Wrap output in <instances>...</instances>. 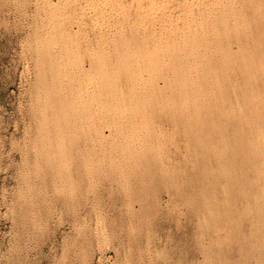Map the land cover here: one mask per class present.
Instances as JSON below:
<instances>
[{
  "label": "rangeland",
  "instance_id": "1",
  "mask_svg": "<svg viewBox=\"0 0 264 264\" xmlns=\"http://www.w3.org/2000/svg\"><path fill=\"white\" fill-rule=\"evenodd\" d=\"M135 2L134 0H0V264H264V169H262L264 168V158H262L264 156V142L258 143L259 145L252 143L256 128L264 132V98L261 99L263 103L260 100L256 105L263 120L256 128H250L246 124V109H244L252 97L257 94L264 96V75H262L263 80L260 82H249L244 81L239 72L228 71V83L227 81L225 83L226 101L219 106L217 117H215V121L220 118L217 124L219 125L221 122L220 126L225 129H222V135H225L228 140L231 135V137L236 135L235 139L238 136L239 139L246 140L247 144L245 141H242L244 144L240 141L242 146L239 144V150L238 147L234 149L231 138V142L229 141L224 150L202 149L200 151L201 149L194 148L188 142V135L182 122L184 116L181 117L182 114L180 115L179 112L178 114L174 113V108L167 102L170 94L169 90L163 88L161 79L151 77L155 66L156 69H162L161 71L164 73L168 72L170 64L168 66L166 62L169 61V58L164 54L165 52L161 51L160 53L158 50L156 52L153 50L155 48L156 27L149 18L150 15L146 9L147 0ZM139 2L141 5L137 6ZM116 4L118 5L116 6ZM165 41H167L165 38L161 39L160 43L163 44ZM150 43H154V45ZM120 47L123 48L120 50ZM230 48L232 51L236 50L237 44L232 42ZM122 51L123 53L126 51V53L120 55ZM132 51L133 53H131ZM151 52H154V54ZM150 53L151 55H149ZM132 54H138L143 57L144 61L152 62L145 63L143 61L141 63L140 57L137 55L133 57ZM123 56H126V58H123ZM128 56L129 59H127ZM160 56H163L164 59ZM115 60L117 64H115ZM119 62L121 63L119 64ZM152 63L153 66H151ZM121 64H123V68L120 67ZM159 65L161 66L159 67ZM102 66L104 70H107L105 71L106 76L104 70H101ZM106 67L108 68L106 69ZM109 67L112 69H109ZM94 68L95 71H93ZM98 69L99 71L96 73ZM114 70H117L116 73H118L116 74ZM100 71H103L102 75ZM111 71L114 73L109 74ZM134 71H138V73ZM131 72L135 75L133 76ZM126 73L127 76H122ZM105 77L107 79L104 80ZM142 77H146V79ZM241 79L242 81H240ZM103 82L108 84L106 90ZM99 83L102 88L101 91ZM119 83L120 86H118ZM110 84L112 85L110 86ZM139 84L142 86L140 89ZM150 84L152 87L154 84L156 88L151 89ZM134 86H137L136 90ZM125 87L128 88L125 89ZM148 88L149 94L147 93ZM107 90H110L111 94L116 91L114 95L118 96V99L120 95V98L125 100L124 104L132 106H129L128 111H124L125 113L118 117L120 119L119 125L123 123L125 125L127 122H124V120L127 121V119L128 123L130 121L132 125L130 123L129 126L128 124L125 125L126 127L122 125L121 129L119 127L116 131H112L107 125L104 127L105 123H102V121L106 122L108 115L106 116L105 112L101 110L102 105L111 99L114 101L109 102H115L117 98ZM152 90H154V96ZM122 91L129 99L125 98ZM102 93L104 94L102 95ZM142 94L144 95L141 96ZM237 94L239 97L236 96ZM137 95L139 96L137 97ZM249 96L252 97L249 98ZM141 97L142 102L139 100ZM165 98L166 101H164ZM143 99L147 102L143 103ZM229 99L230 101L233 99L232 104L238 103L239 107L243 109L241 115L238 114L239 118L234 114L235 117L227 119V108H229L227 103L231 106ZM148 100H151L152 106L147 105ZM243 101L244 106L242 105ZM162 102L167 104L163 105ZM158 105L160 106L157 107ZM134 106L135 109H133ZM150 112L153 113V116L150 115ZM92 113L97 114V116L100 114L99 118ZM131 115H134V117ZM128 116L130 117L128 118ZM92 117L94 118L93 121H91ZM95 118H98L97 121H95ZM118 118H116L117 121ZM226 122L229 124L227 125ZM93 123L96 124L94 127H97L95 130H92V128L94 129ZM137 124L141 126L139 125V127ZM135 126H137V131L133 129L132 132L131 127L135 128ZM127 127L128 129H126ZM127 130L132 132L131 137H133H130L128 143H124V134ZM231 131L234 133L232 134ZM93 133L96 135L94 136ZM144 133H147L148 136ZM116 135L117 137H115ZM118 137H121V140ZM59 139L60 142H58ZM118 141H121V143L118 144ZM215 142V138L212 137L211 143L214 144ZM125 144H128L127 147L122 149ZM99 145L103 148L101 149ZM115 145H119L118 148L122 146L118 149L119 152L115 149L117 148ZM91 146L92 148H90ZM144 146H146V150ZM255 148L257 149L255 150ZM91 149L98 153H93V150L91 152ZM100 149L101 153L98 151ZM232 150L233 153L231 154ZM103 151L107 154L110 151H113V153L110 152L111 156L109 154L110 157L106 159L108 155L104 154V156ZM114 151H116L115 154ZM223 154L225 156H222ZM234 154L237 156H234ZM238 154L243 158L238 157ZM102 155L105 160L100 158ZM97 157L99 161H102V164L95 161ZM119 157H122V163ZM257 157L261 158V162ZM123 159H128L126 161L127 163L130 162V166ZM234 159H236V162ZM92 160L95 163L91 162ZM217 160L218 162H216ZM222 160L226 162L228 167L233 168H228ZM251 160L252 164H249L247 169L252 170L251 173L253 172L254 177L250 171L245 169L247 163ZM239 161L243 163L241 162L239 165ZM253 161L258 163H253ZM171 162L174 163V167ZM244 162L246 167L242 166ZM106 163L108 165L110 163L109 173H107L106 167L108 165ZM95 164L97 166L99 164L103 168L96 167ZM235 164L238 167L237 171ZM188 165L191 166L188 167ZM239 166H242L240 167L242 170L239 169ZM254 167L255 169H253ZM95 168H99V171ZM117 168L122 176L117 172ZM225 168L227 171L224 174L225 171L223 170ZM258 169L260 172H258ZM243 171L245 174L248 171L247 173L250 176L248 174L242 177ZM238 172H240L241 177ZM187 173L189 174L187 175ZM258 173L259 175L262 174V177L258 176ZM129 174L131 175L128 176ZM255 176L258 178L256 179ZM207 178L209 179L207 180ZM238 178L246 184L243 186L244 184L239 182L247 192L244 188L242 189L241 185H238V180H236ZM243 178H245L244 181ZM210 179L212 180L210 181ZM240 179L239 181H241ZM259 179H262V181L260 182ZM188 180L193 182H188ZM201 180L205 181L202 183ZM233 180L237 182L235 183ZM255 180L256 182L259 181L257 183L260 185H257V183L255 185ZM169 181L170 184L168 185ZM212 181L213 183H211ZM247 181L251 182L247 184ZM171 183H175L173 188ZM182 183L187 188L185 185H181ZM251 183L254 185H251ZM239 186L242 189V191L240 189L241 192ZM255 186L259 188V191L255 189ZM232 188H236V191ZM229 190L233 191L234 197H239V201L243 200L242 203L245 205L241 202L242 205H240L238 199L231 200L234 197L232 193H229ZM243 191L246 193L244 197L248 194L247 197L249 196L251 200L249 197L243 199L244 197L241 194ZM236 194L238 197L235 196ZM187 198L189 199L186 200ZM231 201L234 206L230 203ZM218 202L221 203H219V206L223 208L218 206ZM251 206H254L255 208H253H257V210H253ZM200 207L201 209H199ZM210 208L214 213L210 211ZM220 211L223 215L220 214ZM255 211L256 213L260 211L261 214H256Z\"/></svg>",
  "mask_w": 264,
  "mask_h": 264
},
{
  "label": "bare ground",
  "instance_id": "2",
  "mask_svg": "<svg viewBox=\"0 0 264 264\" xmlns=\"http://www.w3.org/2000/svg\"><path fill=\"white\" fill-rule=\"evenodd\" d=\"M103 1V0H102ZM134 1H136V2H138V0H134ZM111 2V1H110ZM110 2H108L109 4H110ZM115 2V1H114ZM135 2V3H136ZM144 2H146V1H144ZM90 3V2H89ZM92 3V2H91ZM107 3V2H106ZM74 4V3H73ZM92 5V4H91ZM111 5V4H110ZM114 5H115V3H114ZM118 4H116V6H117ZM131 5V4H130ZM141 4H140V2L138 3V5L137 6H140ZM126 6V5H125ZM132 6V5H131ZM130 7V6H129ZM81 8V7H80ZM119 8V7H118ZM247 8H248V10H247ZM120 9V8H119ZM123 9V8H122ZM142 9V8H141ZM145 9V8H144ZM146 9L148 10L147 12L149 13V15H150V20H151V23L156 27V40H155V45H154V43H150V44H153L154 45V52H156L157 50H158V52L160 51V53H161V51L166 55V56H168L167 58H169V61L168 62H166V63H168L167 65L169 66V64H170V68H169V70H168V68H167V70H168V72H166V73H164L163 71H161L162 69H156L155 67H153V74H152V78H158V79H161L162 80V86H163V88H166V89H168L169 90V98L167 99V102L174 108V113H177L178 114V112L180 113V115H181V117L182 116H184V119L182 120V122L184 123V126H185V131L187 132V135H188V139H189V141L188 142H190V144L194 147V148H196V149H201L200 151H202V149H223L224 150V148L229 144V141L231 140V138H232V143H233V145L232 146H234V149H235V147H238L239 146V144H240V141H241V143H243L244 144V142H242V141H245V143H246V140H241V139H239L238 138V136H237V139H235V136L236 135H234V137H231L230 135H228V136H230L229 138V140H228V138L227 137H225V135H222V129L223 130H225L224 128H222V126H220L221 125V122H220V124L218 125L217 123V121L220 119H216L217 121H215V117H217L216 115H217V113H218V111H219V106L221 105V104H223V102L224 101H226V97H227V95H226V97H225V83H226V81H227V83H228V80H227V72L228 71H231V70H233V71H237V73L239 72L240 73V75L242 76V78L244 79V81L246 80V81H253V82H260V81H262L263 80V78H262V75H264L263 73H264V0H147V3H146ZM245 9H246V11H245ZM99 10V9H98ZM109 10V9H108ZM113 10H115V9H113ZM119 11V10H118ZM140 11V10H139ZM94 12V11H93ZM100 12V11H99ZM106 12V11H105ZM111 12V11H110ZM115 12V11H114ZM121 12V11H120ZM74 13V12H73ZM81 13V12H80ZM103 13V12H102ZM141 13H142V11H141ZM140 13V14H141ZM69 15V14H68ZM79 15V14H78ZM142 15V14H141ZM145 15V14H144ZM143 15V16H144ZM103 16V15H102ZM121 16V15H120ZM125 16V15H124ZM75 17V16H74ZM111 17V16H110ZM122 17V16H121ZM146 17H147V15H146ZM82 18V17H81ZM139 19V18H138ZM104 20V19H103ZM60 21V20H59ZM92 21V20H91ZM135 21V20H134ZM133 21V22H134ZM143 21V20H142ZM112 22H113V20H112ZM136 22V21H135ZM85 23V22H84ZM127 23H128V21H127ZM146 23H147V21H146ZM62 24V23H61ZM112 24V23H111ZM129 24V23H128ZM133 24V23H132ZM140 24V23H139ZM58 25V24H57ZM92 25V24H91ZM95 25V24H94ZM105 25V24H104ZM110 25V24H109ZM129 26V25H128ZM143 26V25H142ZM150 26H151V24H150ZM57 27V26H56ZM79 27V26H78ZM110 27V26H109ZM58 28V27H57ZM88 28V27H87ZM133 28V27H132ZM63 29V28H62ZM50 30V29H49ZM48 30V31H49ZM153 30H154V28H153ZM142 31V30H141ZM128 32H129V30H128ZM147 32V31H146ZM154 32V31H153ZM46 34H47V32H46ZM138 34V33H137ZM53 35V34H52ZM61 35H63V34H61ZM50 36V35H49ZM48 36V37H49ZM58 36H60V35H58ZM107 36V35H106ZM115 36V35H114ZM53 37V36H52ZM61 37V36H60ZM124 37V36H123ZM51 38V37H50ZM54 38H56L55 36H54ZM150 38H151V36H150ZM152 38H154V36H152ZM166 39L167 41H165L163 44H161L160 43V40L161 39ZM45 39V38H44ZM52 39V38H51ZM51 39H50V41H51ZM100 39V38H99ZM54 40V39H53ZM60 40H61V38H60ZM118 40H119V38H118ZM153 40V39H152ZM94 41H95V39H94ZM106 41V40H105ZM113 41V40H112ZM163 41V40H162ZM111 42V41H110ZM114 42V41H113ZM129 42V41H128ZM133 42V41H132ZM151 42V41H150ZM153 42V41H152ZM232 42H235L236 44H237V48H236V50H234V51H232L231 50V48H230V45L232 44ZM115 43V42H114ZM134 43V42H133ZM143 43V42H142ZM99 44V43H98ZM107 44V43H106ZM111 44H113V43H111ZM131 44V43H130ZM136 44V43H135ZM98 46V45H97ZM143 46H144V44H143ZM147 46V45H146ZM145 46V47H146ZM151 46V45H150ZM236 46V45H235ZM234 46V47H235ZM96 47V46H95ZM116 47V46H115ZM127 47V46H126ZM138 47V46H137ZM148 47V46H147ZM233 47V46H232ZM121 48H123V47H120V50H121ZM133 48V47H132ZM151 48H152V46H151ZM119 49V48H118ZM126 49V48H125ZM144 50H146L145 48H143ZM142 49V50H143ZM116 50V49H115ZM130 50V49H129ZM138 51H139V49H137ZM152 50V51H153ZM105 51V50H104ZM117 51V50H116ZM148 51V50H147ZM111 52V51H110ZM143 52V51H142ZM146 52V51H145ZM149 52V51H148ZM147 52V53H148ZM154 52L152 53V54H154ZM103 53V52H102ZM122 53H123V51L121 52V54L120 55H122ZM124 53H126V51L124 52ZM123 53V54H124ZM131 53H133V51L131 52ZM137 53V52H136ZM151 53L149 54V55H151ZM162 53V54H163ZM95 54V53H94ZM97 54V53H96ZM143 54V53H142ZM157 54V53H156ZM112 55V54H111ZM128 55H131V54H128ZM133 55V57L134 56H139L140 57V55H138V54H136V55H134V54H132ZM97 56H98V54H97ZM105 56V55H104ZM110 56V55H109ZM115 56V55H114ZM147 56V55H146ZM92 57V56H91ZM94 57V56H93ZM111 57V56H110ZM126 58V56H123V58ZM147 57H150V56H147ZM161 58H163V56H160ZM117 58V57H116ZM120 58V57H119ZM119 58H118V60H119ZM146 58V57H145ZM98 59V58H97ZM121 59V58H120ZM127 59H129V56H128V58ZM133 59V58H132ZM136 59H137V57H136ZM140 59L142 60V62L141 63H143V57H140ZM164 59V58H163ZM140 60V61H141ZM152 60V59H151ZM156 60V59H155ZM92 61H93V59H92ZM131 61V60H130ZM147 61V60H146ZM146 61H144L145 63H148V62H152V61H148V62H146ZM159 61V60H158ZM136 62V61H135ZM154 63H155V61H153ZM160 62H161V60H160ZM160 62H158V63H160ZM104 63V62H103ZM121 62H119V64H120ZM128 63H129V61H128ZM137 63V62H136ZM162 63H164V62H162ZM102 64V63H101ZM115 64H117L116 63V60H115ZM133 64V63H132ZM123 64H121L120 65V67H122L123 68V66H122ZM127 64L125 63V66H126ZM148 65V64H147ZM150 65V64H149ZM161 65H165V64H161ZM161 65H159V67L161 66ZM166 65V66H167ZM131 66V65H130ZM151 66H153V63H152V65ZM104 67H105V65H104ZM111 67H113V66H111ZM111 67H109V69L111 68ZM119 67V66H118ZM128 67H129V65H128ZM128 67H126V68H128ZM138 67V66H137ZM146 67V66H145ZM97 68H98V64H97ZM102 68H103V66H102ZM101 68V70H104V68L102 69ZM108 67H106V69H107ZM114 68V67H113ZM148 68V67H147ZM146 68V69H147ZM150 68V67H149ZM152 68V67H151ZM155 68V69H154ZM164 68H165V66H164ZM163 68V69H164ZM91 69H93V68H91ZM112 69V68H111ZM135 69V68H134ZM133 69V70H134ZM118 70V69H117ZM116 70V71H117ZM121 70H123L124 71V69H121ZM120 70V72H122ZM132 70V71H133ZM88 71H90V70H88ZM93 71H95V68H94V70ZM97 71H99V69L98 70H96V73H97ZM105 71H107V70H104V73H105ZM115 71V70H114ZM116 71H115V73H116ZM130 71H131V69H130ZM145 71V70H144ZM150 71H151V69H150ZM101 72V71H100ZM103 72V71H102ZM101 72V75L103 74ZM124 72H126V71H124ZM123 72V73H124ZM135 73H138V71L136 72V71H134ZM143 72V71H142ZM141 72V73H142ZM145 72H147V71H145ZM149 72V71H148ZM41 73V72H40ZM87 73V72H86ZM114 73V72H113ZM112 73V71H111V73H109V74H113ZM118 73V72H117ZM116 73V74H117ZM128 73V72H127ZM127 73H126V75L124 74V75H122V76H127ZM132 73V75L134 76L135 74L133 73V72H131ZM140 73V72H139ZM90 74V73H89ZM38 75V74H37ZM86 75V74H85ZM98 75V74H97ZM96 75V76H97ZM131 75V74H130ZM137 76H138V74H136ZM147 75V74H146ZM150 75V74H149ZM94 76V75H93ZM99 76V75H98ZM105 76H106V73H105ZM111 76H113V75H111ZM116 76V75H115ZM139 76H140V74H139ZM142 76V75H141ZM95 77V76H94ZM117 77H118V75H117ZM123 77V78H124ZM128 77H129V74H128ZM230 77V76H229ZM231 77H233L232 75H231ZM111 78V77H110ZM130 78V77H129ZM128 78V79H129ZM141 78V77H140ZM142 78H145L146 79V77H142ZM239 78V77H238ZM237 78V79H238ZM54 79H55V77H54ZM67 79V78H66ZM82 79V78H81ZM86 79V78H85ZM95 79V78H94ZM99 79V78H98ZM105 79H107L106 77L104 78V80ZM117 79V78H116ZM121 79V78H120ZM119 79V80H120ZM132 79V78H131ZM134 79H135V77H134ZM148 79V78H147ZM149 79H150V77H149ZM240 79V78H239ZM99 80H101V79H99ZM109 80V79H108ZM125 80V82H126V80H127V77L124 79ZM141 80V79H140ZM232 80V79H231ZM78 81V80H77ZM86 81V80H85ZM84 81V82H85ZM122 81V80H121ZM137 81V80H136ZM136 81H134V82H136ZM142 81V80H141ZM151 81V80H150ZM150 81H149V83H150ZM154 81H155V79H154ZM238 81V80H237ZM240 81H242V79L240 80ZM67 82V81H66ZM70 82V81H69ZM68 82V83H69ZM107 82V81H106ZM110 82V81H109ZM112 82V81H111ZM115 82H116V80H115ZM115 82H114V84H115ZM124 82V83H125ZM129 82V81H128ZM152 82V81H151ZM157 82H159V81H157ZM80 83V82H79ZM79 83H78V85H79ZM104 83V82H103ZM131 83V82H130ZM142 83V82H141ZM144 83V82H143ZM232 83V82H231ZM240 83H243V82H240ZM81 84V83H80ZM105 84V83H104ZM104 84H103V86H104ZM132 84V83H131ZM130 84V85H131ZM145 84H146V82H145ZM154 84H155V82H154ZM154 84H153V87H155L156 88V86H154ZM232 84H234V83H232ZM245 84V83H244ZM65 85V84H64ZM94 85H95V83H94ZM98 85V84H97ZM96 85V87H98ZM99 85H100V83H99ZM112 84H110V86H111ZM124 85V84H123ZM122 85V86H123ZM127 85H128V83H127ZM126 85V86H127ZM151 85V84H150ZM261 85V84H260ZM105 90H106V88H107V86H108V84H105ZM109 86V88L111 89V87ZM118 86H120V83H119V85ZM132 86V85H131ZM146 86V85H145ZM144 86V87H145ZM161 86V85H160ZM95 87V88H96ZM117 87V86H116ZM137 87V86H136ZM136 87L134 86V88H135V90H136ZM140 87H142V86H140V84H139V89H140ZM149 87H151V89L153 88L152 87V85L151 86H149ZM240 87V86H239ZM242 87V86H241ZM243 87H245V86H243ZM251 87V86H250ZM256 87V86H255ZM94 88V87H93ZM128 87H125V89H127ZM131 88V87H130ZM162 88V87H161ZM264 88V87H263ZM97 89V88H96ZM104 89V88H103ZM113 89H114V87H113ZM116 89V88H115ZM138 89V90H139ZM142 89V88H141ZM150 89V90H151ZM158 89V88H157ZM241 89V88H240ZM243 89H245V88H243ZM99 90V89H98ZM102 90V88H101V85H100V91ZM104 90V91H105ZM118 90H120L119 88H118ZM132 90H133V87H132ZM144 90V89H143ZM160 90V89H159ZM227 90H229V89H227ZM226 90V91H227ZM239 90V89H238ZM108 91V90H107ZM114 91V90H113ZM131 91V90H130ZM154 90H152V92H153ZM230 91H232V90H230ZM246 91H248V90H246ZM108 92H110V94L112 93L110 90L108 91ZM114 92H116V91H114ZM114 92H113V94H111V95H113V96H115L114 95ZM121 92V91H120ZM133 92V91H132ZM136 92V91H135ZM143 92V91H142ZM141 92V93H142ZM146 92H147V89H146ZM165 92V91H164ZM228 92V91H227ZM238 92V91H237ZM244 92V91H243ZM101 93V92H100ZM105 93H106V91H105ZM122 93H123V95L125 96V98H127L126 97V95L124 94L125 92H123L122 91ZM128 93H129V91H128ZM136 93H139V92H136ZM148 94H149V88H148V92H147ZM157 93H160V92H157ZM232 93V92H231ZM244 93H246V92H244ZM104 93H102V95H103ZM132 94V93H131ZM140 94V93H139ZM146 94V93H145ZM238 94H239V92H238ZM238 94L236 95V96H238ZM262 94H263V90H262ZM108 95H109V93H108ZM118 95V94H117ZM128 95V94H127ZM133 95V94H132ZM144 94H142L141 96H143ZM150 95H151V93H150ZM152 95L154 96V92L152 93ZM160 95V94H159ZM107 96V95H106ZM139 95H137V97H138ZM117 97V98H116ZM122 97V96H121ZM149 97V96H148ZM165 97H166V95H165ZM233 97H234V95H233ZM232 97V98H233ZM239 97V96H238ZM240 97H241V94H240ZM250 97H252V96H249V98ZM110 98V97H109ZM115 98H116V101L115 102H109V101H114V100H109L108 102H105V104H101L102 105V109L101 110H103L104 112H105V115L107 116V119L108 120H106V122L104 121H102V123H105V126L104 127H106V125L112 130V131H116V130H118V128L119 129H121V126L124 124H122V125H119V121H120V119L118 118L119 116H121L123 113H125L124 111H128V109L130 108V107H132L131 105H128L127 106V104H124L125 103V100H122L121 98H120V95H119V99H118V96H115ZM114 98V99H115ZM124 98V97H123ZM143 98H145V97H143ZM155 98V97H154ZM248 98V97H247ZM264 98V96L262 95H259V94H257L256 96H254V97H252L250 100H249V102L247 103L248 105H247V107L246 108H244V109H246V111H245V118L247 119L246 120V124L250 127V128H252V127H254V128H256L257 126H259L260 125V122L262 123V119H261V117H260V112L258 111V108H256V105H257V103L261 100V99H263ZM127 99H129V98H127ZM146 99V98H145ZM149 99V98H148ZM157 99V98H156ZM241 99H242V97H241ZM241 99L239 98V100L241 101ZM40 100V99H39ZM131 100V99H130ZM141 102H142V97H141V99H139ZM138 100V101H139ZM160 100H161V98H160ZM41 101V100H40ZM39 101V102H40ZM91 101H93V100H91ZM124 101V102H123ZM135 101V100H134ZM164 101H166V98H165V100ZM229 101H230V99H229ZM232 101L234 102V100L232 99ZM232 101H230L231 102V106H230V104H228L227 103V105L229 106V108H227L228 110H227V119H230L231 117H235V115L234 114H236L237 115V117H238V114L239 115H241V113L243 112L242 110L243 109H241L240 107H239V104L238 103H236V104H232L233 102ZM262 101V100H261ZM264 101V100H263ZM263 101H262V103H263ZM38 102V101H37ZM99 102V101H98ZM131 102V101H130ZM136 102V101H135ZM144 102H147V101H144V99H143V103ZM151 100H148V103H147V105L149 104L150 106H152L151 105ZM155 102V101H154ZM114 103V104H113ZM129 103V102H128ZM133 103V102H132ZM137 103V102H136ZM163 103V102H162ZM242 103V102H241ZM37 104V103H36ZM135 104V103H134ZM138 104H141V105H144V104H142V103H138ZM156 104V103H155ZM158 104V103H157ZM166 105L167 103H163V105ZM168 104V105H169ZM96 105V104H95ZM100 105V106H101ZM160 105H161V102H160ZM160 105H158L157 107H159ZM225 105V104H224ZM242 105L244 106L245 105V103H244V101H243V103H242ZM91 106H92V104H91ZM90 106V107H91ZM130 106V107H129ZM146 106V105H145ZM156 106V105H155ZM162 106V105H161ZM260 106V105H259ZM139 107H141L140 105H139ZM169 107V106H168ZM227 107V106H226ZM96 108V107H95ZM143 108V107H142ZM221 108V107H220ZM223 108V107H222ZM42 109V108H41ZM98 109H100V108H98ZM132 109V108H131ZM133 109H135V106H134V108ZM141 109V108H140ZM145 109V108H144ZM148 109V108H147ZM161 109V108H160ZM163 109H165V108H163ZM171 109V108H170ZM225 109V108H224ZM91 110V109H90ZM94 110V109H93ZM100 110V111H101ZM151 109L149 108V111H150ZM168 110V109H167ZM223 110V109H222ZM38 111H39V109H38ZM89 111V110H88ZM96 111H97V109H96ZM95 111V112H96ZM99 111V110H98ZM102 111V112H103ZM130 111V110H129ZM158 111V110H157ZM171 111V110H170ZM223 111H226V110H223ZM93 112V111H92ZM101 112V113H102ZM134 112H135V110H134ZM153 112V111H152ZM156 112V111H155ZM154 112V113H155ZM262 112V111H261ZM40 113V112H39ZM97 113V112H96ZM107 113V114H106ZM128 113V112H127ZM137 113V112H136ZM144 113V112H143ZM149 113V112H148ZM161 113H162V110H161ZM170 113V112H169ZM226 113V112H225ZM89 114V113H88ZM93 114V113H92ZM92 114H90V115H92ZM102 114H104V113H102ZM101 114V115H102ZM129 114V113H128ZM133 114V113H132ZM135 114V113H134ZM139 114V113H138ZM137 114V115H138ZM94 115V114H93ZM92 115V116H93ZM96 116H97V114H95ZM94 115V116H95ZM104 115V116H105ZM125 115V114H124ZM127 115V114H126ZM125 115V116H126ZM150 115H152L153 116V113H151L150 112ZM169 115V114H168ZM172 116H174L173 114H171ZM220 115V114H219ZM39 116V115H38ZM42 116V115H41ZM88 116V115H87ZM95 116V117H96ZM99 116H100V114H99ZM99 116H97L98 118H99ZM106 116H105V118H106ZM132 117H134V115H131ZM164 116V115H163ZM221 116V115H220ZM264 116V115H263ZM86 117V116H85ZM109 117V118H108ZM130 116H128V118H129ZM132 117L130 118L131 120H132ZM175 117H176V115H175ZM177 117H178V115H177ZM225 117V116H224ZM230 117V118H229ZM35 118V117H34ZM45 118V117H44ZM86 118H88V117H86ZM85 118V119H86ZM93 118V117H92ZM98 118H95L96 120L95 121H97V119ZM101 118H103L102 116H101ZM116 118H118V121H117V119ZM121 118V117H120ZM124 118H126V117H124ZM135 118H136V114H135ZM139 118V117H138ZM163 118V117H162ZM165 118H166V115H165ZM170 118V117H169ZM174 118V117H173ZM172 118V120L174 121V119ZM226 118V117H225ZM239 118V117H238ZM245 118H243V119H245ZM264 118V117H263ZM41 119V118H40ZM89 119V118H88ZM104 119V118H103ZM123 119V118H122ZM121 119V120H122ZM129 119V120H130ZM164 119V118H163ZM38 120V119H37ZM94 120V118L91 120V121H93ZM135 120V119H134ZM144 120V119H143ZM159 120H160V118H159ZM167 120V119H166ZM224 120V119H223ZM262 120V121H261ZM42 121V120H41ZM139 121V120H138ZM227 121V120H226ZM231 121H233V122H235L234 120H232L231 119ZM237 121V120H236ZM88 122V121H87ZM124 122H127V123H125V125H127L128 124V126H129V123H130V121H129V123H128V119H127V121H125L124 120ZM132 122V121H131ZM136 122V121H135ZM135 122H134V124H135ZM167 122V121H166ZM168 122H169V119H168ZM178 122H180V121H178ZM224 122V121H223ZM222 122V123H223ZM244 122V121H243ZM46 123V122H45ZM45 123H44V125H45ZM49 123V122H48ZM89 123V122H88ZM92 123V122H91ZM140 123H142V122H140ZM161 123V122H160ZM175 123V122H174ZM227 123V125L229 124L228 122H226ZM239 123V122H238ZM238 123H237V126H238ZM36 124V123H35ZM39 124V123H38ZM50 124V123H49ZM94 124V123H93ZM92 124V125H93ZM131 124V123H130ZM151 124H152V122H151ZM181 124V123H180ZM264 124V123H263ZM48 125V124H47ZM91 125V126H92ZM96 124H94L93 125V127L95 126ZM125 125H123V126H125ZM132 125V124H131ZM130 125V126H131ZM138 125V124H137ZM140 125V124H139ZM138 125V126H139ZM143 125V124H142ZM155 125V124H154ZM169 125H170V123H169ZM183 125V124H182ZM234 125H236L235 123H234ZM234 125H232V126H234ZM89 126V125H88ZM100 126V125H99ZM103 126H101V127H103ZM141 126V125H140ZM139 126V127H140ZM146 126V125H145ZM161 126V125H160ZM175 126V125H174ZM181 126V125H180ZM184 126H183V129H184ZM224 126V125H223ZM230 126H231V124H230ZM237 126H236V128H237ZM40 127V126H39ZM42 127V126H41ZM86 127V126H85ZM107 127V128H108ZM126 127V126H125ZM156 127V126H155ZM163 127V126H162ZM225 127V126H224ZM239 127V126H238ZM263 127H264V125H263ZM47 128V127H46ZM50 128V127H49ZM92 128V127H91ZM97 128V127H96ZM95 127H94V129L92 128V130H95L96 129ZM100 128V127H99ZM231 128V127H230ZM242 128V127H241ZM249 128V130H251ZM87 129V128H86ZM86 129H84V130H86ZM110 129H108L109 131H110ZM123 129H125V128H123ZM126 129H128V127L126 128ZM133 129L134 130H136L137 129V126H135V128H132L131 127V130H132V132H133ZM141 129V128H140ZM144 129V128H143ZM158 129V128H157ZM170 129V128H169ZM179 129V128H178ZM243 129V128H242ZM228 130V129H227ZM232 130H233V128H232ZM237 130H238V128H237ZM36 131V130H35ZM47 131V130H46ZM121 131V130H120ZM126 131V130H125ZM137 131V130H136ZM182 131V130H181ZM241 131V130H240ZM247 132H248V130H246ZM245 131V132H246ZM252 131H254L253 129H252ZM89 132V131H88ZM93 132V131H92ZM95 132V131H94ZM132 132L131 131H129V130H127V132L124 134L125 136V138L123 139V142L124 143H128L129 142V140H130V137H131V135H132ZM148 132V131H147ZM152 132V131H151ZM158 132V131H157ZM237 132H239V131H237ZM37 133V132H36ZM100 133V132H99ZM231 133H232V131H231ZM234 133V132H233ZM232 133V134H233ZM242 133V132H241ZM255 137H254V139H252V143H254V144H256V145H259L258 143H261V142H264V132H262V131H260L259 129H257L256 128V130H255ZM39 134V133H38ZM117 134V133H116ZM134 134H135V131H134ZM133 134V135H134ZM137 134H138V132H137ZM145 134H147V133H144V135ZM225 134V133H224ZM239 134V133H238ZM243 134V133H242ZM241 134V135H242ZM248 134V133H247ZM251 134V133H250ZM36 135V134H35ZM93 135H94V133H93ZM96 135V134H95ZM94 135V136H95ZM104 135V134H103ZM105 135H107V134H105ZM113 135H114V133H113ZM118 135V134H117ZM117 135L115 136V137H117ZM186 135V136H187ZM253 135H254V133H253ZM120 136H122V135H120ZM138 136V135H137ZM141 136V135H140ZM147 136H148V134H147ZM41 137V136H40ZM100 137H102L101 135H100ZM106 137V136H105ZM104 137V138H105ZM113 137V136H112ZM133 137V136H132ZM131 137V138H132ZM143 137V136H142ZM212 137H214L215 138V140H216V142L214 143V144H212L211 143V140H212ZM248 138H249V136H247ZM42 138V137H41ZM61 138V140H62V136L60 137ZM91 138V137H90ZM103 138V139H104ZM114 138V137H113ZM119 138V137H118ZM121 138V137H120ZM119 138V139H120ZM146 138V137H145ZM242 138V137H241ZM244 138H245V135H244ZM243 138V139H244ZM97 139V138H96ZM106 139V138H105ZM110 139H111V137H110ZM115 139V138H114ZM134 139V138H133ZM140 139V138H139ZM150 139V138H149ZM153 139V138H152ZM184 139V138H183ZM246 139V138H245ZM36 140V139H35ZM98 140L100 141V139L98 138ZM116 140V139H115ZM114 140V141H115ZM121 140V139H120ZM142 140V139H141ZM147 140H148V138H147ZM158 140V139H157ZM108 141V140H107ZM113 141V142H114ZM143 141V140H142ZM156 141V140H155ZM185 141V140H184ZM250 141V140H249ZM51 142V141H50ZM58 142H60V139H59V141ZM101 142H102V138H101ZM117 142V141H116ZM119 143L118 144H120L121 143V141H118ZM144 142V141H143ZM154 142V141H153ZM231 142V141H230ZM63 143H64V140H63ZM98 143V142H97ZM110 143H111V141H110ZM138 143H139V141H138ZM231 143V144H232ZM250 143V142H249ZM108 144H109V142H108ZM115 144V143H114ZM145 144V143H144ZM143 144V145H144ZM156 144V143H155ZM247 144V143H246ZM38 145V144H37ZM61 145V144H60ZM59 145V146H60ZM63 145V144H62ZM126 145H128V144H125V147L124 148H122V149H125L127 146ZM130 145V144H129ZM134 145V144H133ZM132 145V146H133ZM137 145V144H136ZM141 145V144H140ZM158 145V144H157ZM168 145V144H167ZM190 145V146H191ZM241 146H242V144H240ZM96 146V145H95ZM105 146V145H104ZM117 148H115L117 151H118V149H120V148H118V146L119 145H115ZM230 146V145H229ZM251 146V145H250ZM253 146V145H252ZM251 146V147H252ZM32 147V146H31ZM99 147L101 148V146L99 145ZM98 147V148H99ZM114 147V146H113ZM135 147V146H134ZM133 147V148H134ZM139 147V146H138ZM146 146H144V148H145ZM152 147V146H151ZM156 147V146H155ZM185 147H187V146H185ZM246 148H247V146H245ZM255 147V146H254ZM60 148V147H59ZM90 148H92V146L90 147ZM103 148V147H102ZM101 148V149H102ZM110 148V147H109ZM148 148V147H147ZM188 148V147H187ZM261 148H262V146H261ZM61 149H62V147H61ZM64 149V148H63ZM101 149L100 150H98L99 152L101 151ZM105 149V148H104ZM135 149V148H134ZM174 149V148H173ZM183 149V148H182ZM186 149V148H185ZM226 149V148H225ZM229 149V148H228ZM238 150H239V147L237 148ZM250 150H252L251 148H249ZM257 148H255V150H256ZM263 149V148H262ZM93 149H91V152H93L92 151ZM96 150V149H95ZM106 151H107V149H105ZM104 150V151H105ZM129 150V149H128ZM133 150V149H132ZM145 150H146V148H145ZM153 150V149H152ZM167 150H168V148H167ZM193 150V149H192ZM243 150H245L244 148H243ZM248 150V149H247ZM250 150H248V151H250ZM254 150V151H255ZM51 151H52V149H51ZM57 151V150H56ZM67 151V150H66ZM104 151H103V155L104 154H107V153H104ZM120 151V150H119ZM118 151V152H119ZM144 151V150H143ZM155 151H156V149H155ZM154 151V152H155ZM170 151V150H169ZM187 151V150H186ZM248 151H247V153H248ZM62 152V151H61ZM65 152V151H64ZM111 153H113V151H110ZM110 152L107 154L108 155V157L106 158V159H108L110 156H111V154H110ZM123 152H124V150H123ZM145 152V151H144ZM156 152H158V151H156ZM161 152V151H160ZM197 152H199V151H197ZM205 152V151H204ZM219 152H221V151H219ZM244 152H246V151H244ZM54 153V152H53ZM63 153V152H62ZM93 153H98V152H93ZM101 153V152H100ZM116 153V151H114V154ZM130 153H134V152H130ZM159 153V152H158ZM233 153V150L231 151V154ZM237 153V152H236ZM239 153V152H238ZM261 153V152H260ZM33 154V153H32ZM95 154H93V155H95ZM109 154H110V156H109ZM194 154V153H193ZM201 154V153H200ZM216 154H220V153H216ZM228 154H230V152H228ZM227 154V155H228ZM240 154V153H239ZM238 154V155H239ZM246 154V153H245ZM101 155V154H100ZM103 155H102V157L100 156V158H103ZM119 155L121 156V154L119 153ZM161 155V154H160ZM189 155V154H188ZM191 155V154H190ZM211 155V154H210ZM226 155V156H227ZM244 155V154H243ZM256 155V154H255ZM254 155V157H256ZM261 156H262V154H260ZM98 156V155H97ZM105 156V155H104ZM112 156L114 157V155L112 154ZM116 156H117V154H116ZM124 156V155H123ZM135 156V155H134ZM145 156V155H144ZM196 156V155H195ZM204 156H205V154H204ZM222 156H225V154H223ZM234 156H237L236 154H234ZM40 157V156H39ZM94 158H95V156H93ZM160 157V156H159ZM158 157V158H159ZM231 157H232V155H231ZM238 157H241L240 155L238 156ZM238 157H236L237 159H238ZM89 158H90V156H89ZM112 158V157H111ZM119 158H121V163H122V157H119ZM135 158H136V156H135ZM138 158V157H137ZM196 158H197V156H196ZM226 158V157H225ZM243 157H241V159H242ZM257 158H259V157H257ZM262 158H264V156L262 157ZM37 159V158H36ZM46 159V158H45ZM93 159V158H92ZM104 160H105V157L103 158ZM102 159V160H103ZM151 159V158H150ZM214 159V158H213ZM232 159V158H231ZM240 159V160H241ZM252 159V158H251ZM254 159V158H253ZM261 158H259V160H260ZM54 160V159H53ZM88 160V159H87ZM112 160H113V158H112ZM120 160V159H119ZM124 161H125V163L128 165L130 162L128 161V163H127V161L126 160H128V159H123ZM131 160H132V157H131ZM165 160V159H164ZM224 160V159H223ZM222 160V161H223ZM226 160V159H225ZM239 160V159H238ZM255 160V159H254ZM40 161V160H39ZM96 162H101L100 164H102V161L100 160L99 161V158L97 157V160H95ZM109 161H111L110 159H109ZM108 161V162H109ZM116 161H117V157H116ZM133 161V160H132ZM206 161H207V159H206ZM221 161V162H222ZM234 161L236 162V159H234ZM234 161H233V163H234ZM248 161V160H247ZM263 161V160H262ZM37 162V161H36ZM48 162H49V160H48ZM91 162H94V160H92ZM106 162V161H105ZM166 162V161H165ZM164 162V163H165ZM216 162H218V160L216 161ZM224 162V161H223ZM242 161H239V165H240V163H241ZM254 162H256V161H253V163ZM260 162H261V160H260ZM90 163V162H89ZM95 163V162H94ZM118 163V162H117ZM120 163V164H121ZM140 163V162H139ZM167 163V162H166ZM203 163H204V161H203ZM213 163V162H212ZM243 163V162H242ZM256 163H258V162H256ZM27 164V163H26ZM86 164H88V163H86ZM107 164V163H106ZM136 164V163H135ZM169 164V163H168ZM171 164H172V162H171ZM174 164V163H173ZM172 164V166L174 167V165ZM177 164V163H176ZM223 164V163H222ZM224 164L226 165V162H224ZM223 164V165H224ZM229 164V163H228ZM231 164V163H230ZM237 164V163H236ZM236 164H235V167H236ZM249 164H252V160L251 161H249V163H247V167L245 166V162H244V165H242V166H245L246 168V170H248V171H250L249 169H247L248 168V166H249ZM38 165V164H37ZM85 165V164H84ZM108 165V164H107ZM109 165H110V163H109ZM109 165L106 167L107 168V173H109L108 172V170H109V168H111V167H109ZM112 165V164H111ZM118 165H119V163H118ZM124 165V164H123ZM204 165V164H203ZM203 165H199V166H203ZM213 165V164H212ZM238 165V164H237ZM254 165V164H253ZM87 166V165H86ZM89 166V165H88ZM94 166V165H93ZM95 166L96 167H98L99 166V164H98V166L95 164ZM105 166V165H104ZM114 166V165H113ZM120 166V165H119ZM125 166V165H124ZM129 166H130V164H129ZM178 166V165H177ZM191 166V165H190ZM189 165H188V167H190ZM198 166V165H197ZM196 166V167H197ZM205 166V165H204ZM227 166V165H226ZM234 166V165H233ZM242 166H239V169L240 170H242L240 167H242ZM39 167V166H38ZM90 167H92V166H90ZM100 168H103V167H101V166H99ZM109 167V168H108ZM115 167V166H114ZM122 167V166H121ZM125 167H127V166H125ZM124 167V168H125ZM134 167V166H133ZM221 167V166H220ZM228 167V166H227ZM261 167H263V166H261ZM32 168V167H31ZM105 168V167H104ZM123 168V169H124ZM171 168V167H170ZM176 168V167H175ZM211 168H212V166H211ZM214 168V167H213ZM216 168H219V167H216ZM228 168H230V169H232L231 167H228ZM237 168L238 167H236L235 169H236V171H237ZM244 168V167H243ZM42 169V168H41ZM90 169V168H89ZM91 169H93V168H91ZM95 169H98V171H99V168H95ZM126 169V168H125ZM186 169V168H185ZM185 169H184V171H185ZM200 169L202 170V168L200 167ZM223 169V168H222ZM239 169H238V171H239ZM252 169V168H251ZM253 169H255V167L253 168ZM262 169H264V168H262ZM31 170V169H30ZM121 170V169H120ZM119 170V171H120ZM127 170V169H126ZM125 170V171H126ZM131 170V169H130ZM187 170V169H186ZM191 170V169H190ZM189 170V171H190ZM200 170V171H201ZM206 170H208V169H206ZM210 170V169H209ZM215 170V169H214ZM259 170V169H258ZM97 171V170H96ZM114 171H115V169H114ZM171 171H172V168H171ZM183 171V170H182ZM223 171H225L224 172V174L226 173V171H227V169L225 168ZM233 171V170H232ZM245 171V170H244ZM243 171V175H242V177L244 176V175H248L249 173H247L248 171H246V174H245V172ZM252 171V170H251ZM251 171H250V173H251ZM117 172H118V168H117ZM202 172V171H201ZM200 172V173H201ZM255 172H256V170H255ZM258 172H260V170L258 171ZM100 173V172H99ZM102 173V172H101ZM106 173V174H107ZM119 173V172H118ZM126 173V172H125ZM125 173H124V175H125ZM129 173V172H128ZM132 173V172H131ZM191 173V172H190ZM209 173V172H208ZM219 173V172H218ZM239 173V176H240V172H238ZM257 173V172H256ZM255 173V174H256ZM116 174V173H115ZM120 175H121V173H119ZM189 173H187V175H188ZM210 174V173H209ZM228 174H230V173H228ZM235 174V173H234ZM252 175H253V172L251 173ZM261 174V173H260ZM264 174V173H263ZM97 175V174H96ZM117 175V174H116ZM131 174H129L128 176H130ZM183 175V174H182ZM186 175V174H185ZM186 175V176H187ZM219 175H221V174H219ZM231 175L233 176V174L231 173ZM231 175H230V177H231ZM258 176H261V175H259V173L257 174ZM93 176V175H92ZM119 176V175H118ZM122 176V175H121ZM128 176H126V177H128ZM133 176V175H132ZM153 176H155V175H153ZM152 176V177H153ZM159 176V175H158ZM157 176V177H158ZM176 176V175H175ZM179 176V175H178ZM184 176V175H183ZM185 176V177H186ZM192 176H194V175H192ZM199 176H200V174H199ZM218 176V175H217ZM227 176V175H226ZM236 176V175H235ZM234 176V177H235ZM249 176H250V174H249ZM117 177V176H116ZM136 177V176H135ZM159 177H161V176H159ZM203 177V176H202ZM201 177V178H202ZM205 177V176H204ZM218 177H221V176H218ZM217 177V178H218ZM228 177V176H227ZM241 177V176H240ZM246 177H248V176H246ZM253 177H254V175H253ZM252 177V178H253ZM256 177V176H255ZM262 177V176H261ZM261 177H259V178H261ZM109 178V177H108ZM112 178V177H111ZM119 178H121V177H119ZM123 178H125V177H123ZM156 178V177H155ZM164 178V177H163ZM198 178V177H197ZM210 178H211V176H210ZM213 178V177H212ZM258 177H256V179H257ZM115 179V178H114ZM126 179H129V178H126ZM143 179H145V178H143ZM146 179H148V178H146ZM150 179H151V177H150ZM175 179H177V178H175ZM203 179H206V178H203ZM209 178H207V180H208ZM220 179V178H219ZM225 179H227V178H225ZM234 179V178H233ZM239 179L240 178H238V179H236V180H238V183L240 182H242V180L241 181H239ZM251 179V178H250ZM255 179V178H254ZM253 179V180H254ZM263 179H264V177H263ZM116 180H119V179H116ZM115 180V181H116ZM158 180V179H157ZM167 180V179H166ZM196 180H198V179H196ZM212 179H210V181H211ZM221 180V179H220ZM245 180V178H243V181ZM248 180V179H247ZM252 180V179H251ZM260 180V179H259ZM111 181V180H110ZM121 181H123V180H121ZM125 181V180H124ZM137 181V180H136ZM143 181V180H142ZM146 181V180H145ZM148 181H149V179H148ZM148 181H146V183H148ZM172 181V180H171ZM202 181V180H201ZM205 181V180H204ZM204 181H202V183L204 182ZM213 181H215V180H213ZM213 181L211 182V183H213ZM217 181V180H216ZM226 181V180H225ZM234 182H235V180H233ZM262 181V179L260 180V182ZM113 182V181H112ZM149 182H151V181H149ZM187 182V181H186ZM188 182H193V181H190V180H188ZM229 182V181H228ZM237 182V181H236ZM235 182V183H236ZM251 182V181H250ZM250 182H248L247 181V184H249ZM254 182V181H253ZM252 182V183H253ZM257 182H259V181H257ZM256 180H255V185H256ZM152 183V182H151ZM173 183V182H172ZM171 183V185H172V188H173V186H174V184H172ZM181 183V182H180ZM183 183H184V181H183ZM181 184V185H185V184ZM200 183V182H199ZM215 183V182H214ZM225 183V182H224ZM227 183V182H226ZM225 183V184H226ZM238 184V185H241V184ZM244 185L243 186H245L246 184L244 183V182H242ZM251 183V185H254V184H252ZM263 183V182H262ZM149 184V183H148ZM161 184V183H160ZM163 184V183H162ZM170 184V181L168 182V185ZM179 184V183H178ZM209 184V183H208ZM228 184H230V183H228ZM227 184V185H228ZM156 185H158V184H156ZM167 185V184H166ZM167 185V186H168ZM188 185V184H187ZM193 185V184H192ZM200 185V184H199ZM210 185V184H209ZM232 185V184H231ZM237 185V184H236ZM257 185H260L259 183H257ZM161 186V185H160ZM165 186V185H164ZM176 186V185H175ZM204 186V185H203ZM202 186V187H203ZM205 186H206V184H205ZM216 186V185H215ZM242 185H241V187H242V189L244 188ZM250 186V185H249ZM182 187V186H181ZM185 187H186V185H185ZM184 187V188H185ZM200 187H201V185H200ZM220 187H222V186H220ZM225 187H227V186H225ZM231 187V186H230ZM233 187V186H232ZM241 187L239 186L238 188H239V191H240V189H241ZM256 187V188H255ZM254 188L255 189H257L258 191H259V188H257V186H255ZM264 187V186H263ZM165 188V187H164ZM172 188H170L171 190H172ZM187 188V187H186ZM205 188V187H204ZM234 188V187H233ZM232 188V190H235L236 191V188L235 189H233ZM248 188V187H247ZM246 188V189H247ZM178 189V188H177ZM219 189V188H218ZM228 189H230L229 187H228ZM242 189H241V191H242ZM249 189H250V187H249ZM213 190V189H212ZM215 190V189H214ZM213 190V191H214ZM221 190H222V188H221ZM225 190V189H224ZM231 190V189H230ZM229 190V191H230ZM244 190H245V188H244ZM248 190V189H247ZM219 191V190H218ZM240 191V192H241ZM246 191V190H245ZM245 191H243L241 194L243 195V197H244V194H246V193H244ZM252 191H254L253 189H252ZM256 191V190H255ZM176 192V191H175ZM181 192V191H180ZM179 192V193H180ZM203 192H204V190H203ZM209 192V191H208ZM233 191H230L229 193H232ZM247 192V191H246ZM250 192V190L248 191V193ZM257 192V191H256ZM177 193V192H176ZM200 193V192H199ZM207 193V192H206ZM221 193V192H220ZM229 193H228V195H229ZM235 193H237V192H235ZM198 194V193H197ZM223 194V193H222ZM222 194H221V196H222ZM233 194V197H234V193H232ZM238 194V193H237ZM235 195V196H237L238 197V195ZM252 194V193H251ZM260 194V193H259ZM177 195V194H176ZM216 195V194H215ZM219 195V194H218ZM241 195V196H242ZM248 195V194H247ZM247 195H245V197H247ZM250 195V194H249ZM253 195H254V193H253ZM207 196V195H206ZM212 196V195H211ZM225 196H227L226 194H225ZM239 196H240V194H239ZM229 197V196H228ZM231 197V196H230ZM245 197L243 198V199H245ZM249 197V196H248ZM247 197V198H248ZM251 197H252V195H251ZM254 197V196H253ZM203 199H204V197H202ZM212 198V197H211ZM214 198V197H213ZM227 198V197H226ZM232 198V197H231ZM230 198V199H231ZM239 198V197H238ZM238 198H236V197H234V199H231V200H237ZM247 198H246V200H247ZM250 198V197H249ZM262 198V197H261ZM189 198H187L186 200H188ZM218 199H219V197H218ZM253 199V198H252ZM192 200V199H191ZM220 200V199H219ZM227 200H229V199H227ZM245 200V201H246ZM250 200H251V198H250ZM254 200V199H253ZM252 200V201H253ZM262 200V199H261ZM190 201V200H189ZM202 201V200H201ZM208 201V200H207ZM212 201V200H211ZM214 201V200H213ZM216 201H218V200H216ZM222 201V200H221ZM224 201V200H223ZM242 201L243 200H241V201H239V199H238V202H239V204H240V202L242 203ZM251 201V202H252ZM255 201V200H254ZM256 201H258V200H256ZM191 202V201H190ZM198 202H200V201H198ZM209 202H210V199H209ZM225 202V201H224ZM228 202V201H227ZM235 202V201H234ZM250 202V201H249ZM197 203V202H196ZM220 202H218L217 204H218V206L221 204H219ZM230 203H232L233 204V206H234V203L231 201ZM247 203V202H246ZM261 203H263V202H261ZM206 204V203H205ZM208 204V203H207ZM213 204V203H212ZM224 204V203H223ZM238 204V203H237ZM242 204H244V203H242ZM242 204H240V205H242ZM252 204V203H251ZM254 204V203H253ZM197 205V204H196ZM200 205H201V203H200ZM230 205V204H229ZM245 205V204H244ZM256 205V204H255ZM202 206V205H201ZM203 206H204V204H203ZM212 206V205H211ZM211 206H209V207H211ZM232 206V207H233ZM263 206V205H262ZM196 207V206H195ZM208 207V206H207ZM220 207V206H219ZM226 207V206H225ZM245 207V206H244ZM252 207V206H251ZM254 207V206H253ZM252 207V208H253ZM257 207V206H256ZM258 207H259V205H258ZM197 208V207H196ZM220 208H223L222 206L220 207ZM249 208V207H248ZM252 208H250V209H252ZM255 208V207H254ZM253 208V210H257V208L256 209H254ZM199 209H201V207L199 208ZM205 209H206V207H205ZM229 209V208H228ZM247 209V208H246ZM245 209V210H246ZM260 209H261V207H260ZM192 210H194V209H192ZM214 210H216V209H214ZM220 210H222V209H220ZM210 211H212L213 213H214V211L213 210H211V208H210ZM242 211V210H241ZM247 211H248V209H247ZM264 211V210H263ZM206 212H207V210H206ZM216 212V211H215ZM243 212H245V211H243ZM243 212H241V213H243ZM260 212V211H259ZM259 212H257V213H259ZM222 213V211H220V214ZM250 213H251V211H250ZM254 213H256V211L254 212ZM253 213V214H254ZM256 213V214H257ZM263 213V212H262ZM210 214V213H209ZM248 214H249V212H248ZM248 214H247V216H248ZM261 213H259V215H260ZM221 215H223V214H221ZM252 215V214H251ZM206 216H208V215H206ZM217 216V215H216ZM220 216V215H219ZM257 216V215H256ZM209 217V216H208ZM221 218H222V216H221ZM202 220H204L203 218H202ZM208 220H210V219H208ZM220 220V219H219ZM221 221V220H220ZM236 221V220H235ZM211 222H212V220H211ZM216 222V221H215ZM202 223H203V221H202ZM220 223V222H219ZM223 223V222H222ZM220 225L222 226V224L220 223ZM220 225H218V226H220ZM223 225H225V224H223ZM224 227V226H223ZM235 227V226H234ZM234 227H232V228H234ZM260 227V226H259ZM237 228V227H236ZM212 229V228H211ZM255 229V228H254ZM233 231V230H232ZM255 231V230H254ZM260 231V230H259ZM235 232V231H234ZM253 236V235H252ZM264 236V235H263ZM262 238V237H261ZM257 239V238H256ZM260 239V238H259ZM255 241V240H254ZM258 241V240H257ZM264 241V240H263ZM238 244H239V242H238ZM262 244V243H261ZM255 245V244H254ZM209 247H210V245H209ZM213 247H215V246H213ZM258 247H259V245H258ZM210 250V249H209ZM253 250V249H252ZM257 250V249H256ZM260 254V253H259ZM253 255V254H252ZM262 257V256H261ZM260 258V257H259ZM211 259V258H210ZM225 259V258H224ZM262 259V258H261ZM244 260V259H243ZM259 260V259H258ZM257 260V261H258ZM261 262V261H260ZM263 262V261H262Z\"/></svg>",
  "mask_w": 264,
  "mask_h": 264
}]
</instances>
